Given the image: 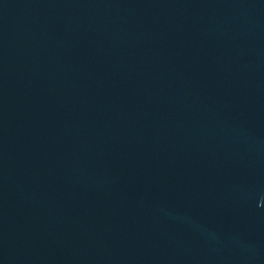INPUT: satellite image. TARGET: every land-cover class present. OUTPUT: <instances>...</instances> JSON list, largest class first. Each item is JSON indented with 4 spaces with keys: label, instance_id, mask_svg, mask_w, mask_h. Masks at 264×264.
Wrapping results in <instances>:
<instances>
[{
    "label": "water",
    "instance_id": "obj_1",
    "mask_svg": "<svg viewBox=\"0 0 264 264\" xmlns=\"http://www.w3.org/2000/svg\"><path fill=\"white\" fill-rule=\"evenodd\" d=\"M0 264H264V0H0Z\"/></svg>",
    "mask_w": 264,
    "mask_h": 264
}]
</instances>
